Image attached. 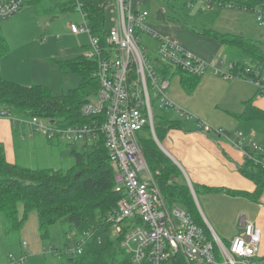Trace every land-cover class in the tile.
I'll return each mask as SVG.
<instances>
[{
	"label": "built area",
	"instance_id": "obj_1",
	"mask_svg": "<svg viewBox=\"0 0 264 264\" xmlns=\"http://www.w3.org/2000/svg\"><path fill=\"white\" fill-rule=\"evenodd\" d=\"M74 1L78 4L84 23L81 26L71 24V33L75 37L86 34L89 50H85L84 56L99 59V93L81 108L82 117L90 121L64 127L56 121L45 122L39 117H19L12 111H6L3 115L10 118L14 125H27L32 134L37 133L47 140L84 142L86 145L104 141L115 172L114 192L120 196L108 222L117 237H124L121 246L131 256L133 264H169V259L177 254L183 255L189 264H264V259L259 256L261 232L254 224H245L244 235L235 237L227 246L209 227L212 239H208L203 229L183 208H170L166 204L148 168L138 134L148 125L156 139L154 101L161 109L168 108L184 115L169 97L170 82L158 76L146 54L142 36L157 41L156 57L159 60L193 76L201 77L212 71L225 80L246 78L264 95V73L247 67L242 76L231 71L232 65L224 71V62L216 67V63H220L218 60L214 62L215 65L203 61L180 44L154 31L148 24L150 13L135 8L133 0L114 1L117 18L107 34L110 48L104 57L99 38L92 36L87 25L82 0ZM193 1L205 3L208 9L213 6L210 0H188V6H192ZM24 4V0H0V22L19 13ZM214 4L222 9L251 11L259 22L264 19V4L250 10ZM56 38L60 39V36ZM79 47L83 48L80 42ZM204 130L207 133L214 131L207 124ZM217 133L240 149L246 161L264 169L263 147L251 138L246 139L242 133L234 134V140L222 131ZM246 140L250 147H245ZM189 186L196 198L192 185ZM86 236L89 238L88 233ZM68 241L71 245L66 249V254H81L85 240L74 244L69 236ZM9 259L16 264L25 262L24 257L14 255H10Z\"/></svg>",
	"mask_w": 264,
	"mask_h": 264
},
{
	"label": "trees",
	"instance_id": "obj_2",
	"mask_svg": "<svg viewBox=\"0 0 264 264\" xmlns=\"http://www.w3.org/2000/svg\"><path fill=\"white\" fill-rule=\"evenodd\" d=\"M38 1L40 0H30L28 3L36 4ZM114 1L82 0L84 11L87 13V25L92 36L99 38L104 57L110 48L107 43L109 30L106 29V12L108 7L114 5ZM175 1L178 0H167L165 5L162 1L169 18L184 24L195 33L220 41L240 55L241 59L232 64L231 71L234 74L242 75L247 67L264 73V52L258 43L238 36L220 35L206 28L197 29L189 24L188 18L187 20L174 18L172 13H176L178 7ZM187 2L188 0H181L182 5L187 8H193L197 3L206 5L201 1H193L194 4L188 6ZM210 2L213 5L210 9L205 6L208 11L222 10L214 3L247 10L264 4V0H210ZM71 3L78 9L76 1L72 0ZM68 10H71V7L64 5L61 11ZM186 15L189 17V14ZM9 51L7 40L0 35V55L4 56ZM243 59H248L249 63H244ZM150 60L161 79L170 82L179 74L186 91L193 92L199 77L164 63L156 56ZM59 67L62 74H76L79 77L78 87L69 92L53 94L47 87L23 86L0 76V107L11 110L19 117H39L56 121L64 127L88 123L90 119L82 117L81 108L99 93L100 82L97 76L99 59H88L81 55L59 62ZM174 112L162 108L154 113L155 136L159 142L163 141L170 128L177 125L173 120ZM45 140L50 144L62 143L58 140L46 138ZM138 140L148 168L166 204L170 208L174 206L183 208L190 214L194 223L203 229L207 238L212 239L180 170L162 152L148 125L138 134ZM62 154L74 160V165L68 170L32 169L8 163L4 149L0 147V214L5 218L6 233H19L25 217L29 212L35 211L38 214L41 232L61 224L65 228L63 230L65 245L69 244V236H74L75 244L85 240L81 254H64L68 260L67 264H133L130 255L121 246L124 237L115 238L112 225L108 222L109 215L117 208L120 196L114 192L115 172L104 141L85 146L68 143ZM240 169L245 177L257 185L256 192L250 197L258 200L264 191V169L256 167L250 161H246ZM21 207L24 209L23 216ZM87 233L89 238L86 236ZM169 264L189 263L183 255L177 254L169 259Z\"/></svg>",
	"mask_w": 264,
	"mask_h": 264
},
{
	"label": "crops",
	"instance_id": "obj_3",
	"mask_svg": "<svg viewBox=\"0 0 264 264\" xmlns=\"http://www.w3.org/2000/svg\"><path fill=\"white\" fill-rule=\"evenodd\" d=\"M136 4L139 6L140 2ZM240 11H218L211 27L204 25L202 28L213 30L220 35L238 36L256 42L264 52V28L259 33L243 28L245 23ZM149 13L148 24L154 31L180 44L203 61L213 64L218 60L220 63H216V67H220L221 62H224L222 68L227 71L233 62L241 59L236 51L230 50L220 41L195 33L182 23L169 18L163 4ZM198 14H203L202 10L195 13ZM249 16L254 21L252 14ZM191 19L196 22L190 15L188 21ZM144 36L142 41L146 50L148 44L156 51L157 41L147 36L146 41H149L144 43ZM42 41L47 42L48 39ZM9 47L10 51L6 55H0L2 78L23 86H54L51 83L52 77L60 75L57 67L60 60L55 55H44V52L32 48L28 43L22 44L17 50L10 44ZM40 47L42 50L46 49L44 45ZM48 50L49 48L45 51ZM177 76L178 82L173 86L170 84L169 97L184 116L174 112L173 120L177 125L170 128L162 142L155 140L188 184L195 188L200 212L210 230L224 243H230L235 237L244 235L245 224H254L261 232L259 256L264 259V191L258 200L250 197L256 192L257 185L241 172L240 168L246 162L243 152L233 146L229 139L217 133L222 131L231 136V140H234V134L242 133L246 139L251 138L264 148V95L246 78L225 80L212 71L199 77L193 92L188 93L181 84V76L178 74L175 77ZM159 109L161 108L156 105L154 113ZM6 111L11 110L0 107V147L4 149L8 163L20 165L19 158L25 155L28 150L27 143L32 140L31 129L27 125H14L10 118L3 115ZM206 124L214 131L205 132ZM34 143L38 142L34 140ZM244 145L250 147L247 140ZM2 244L8 249L14 246L16 250L0 253V264H10L8 259H5L7 254L25 257V247L22 245L20 234L15 238L12 234H7L6 230H1L0 245ZM38 245L41 243L31 247L40 253L41 246ZM26 246L29 249L30 243ZM37 259L35 256L28 261L37 264Z\"/></svg>",
	"mask_w": 264,
	"mask_h": 264
},
{
	"label": "rangeland",
	"instance_id": "obj_4",
	"mask_svg": "<svg viewBox=\"0 0 264 264\" xmlns=\"http://www.w3.org/2000/svg\"><path fill=\"white\" fill-rule=\"evenodd\" d=\"M72 0H40L36 2V4H30V0H24L25 4L23 9L15 14L14 16L0 22V34L6 37L7 42H9L10 46L13 49L17 50L21 47L22 44L28 43L32 46V48L40 49V52H44V55L51 53L55 55V57L62 61H67L74 59L78 56L84 55L86 53L87 46L89 45V38L86 34H82L79 37H75L70 30L71 24H77L79 26L83 25L84 18L80 11L76 7H73ZM162 1L164 5L166 3L165 0H133L134 7H139L142 10H146L148 12H154L157 7L162 5ZM173 1V0H171ZM140 2L138 6L136 3ZM178 4L176 7V13H172L174 18L179 19H189L186 14L191 15L195 18L194 22L189 21V24L197 27V29H201L202 27H211L212 22L214 21V17L217 15L218 11L228 10H207L205 5L202 3H197L193 8H187L183 6L181 0L175 1ZM66 5L71 10L62 12V7ZM73 7V8H72ZM135 7V8H136ZM189 9V10H188ZM199 10H202L203 14L195 15V13H199ZM234 12H238L240 10H232ZM242 17L244 21L243 28L249 29L252 32L259 33V31L264 28V19L259 22L256 18V15L251 11L241 10ZM252 14L253 19L249 16ZM211 16V18H210ZM106 29L111 30L114 26L113 20L117 18V10L116 6L108 7L106 12ZM257 20V21H256ZM255 22V23H254ZM258 22V23H257ZM259 23H263V25H259ZM184 25V24H183ZM56 36H60V39H56ZM145 41L148 37L145 35ZM42 39H48L47 42H43ZM79 42L83 45V48L79 47ZM41 45L46 46L45 48H49L48 51L42 50ZM146 51V54L149 55L150 58H154L156 56L155 49L149 47ZM243 62L248 64V59H243ZM214 64V63H213ZM57 65V64H56ZM59 70V76L52 77L51 83L54 86H51V91L53 94H59L61 92H69V90L75 89L79 85V77L76 74H65L62 75L60 71V67L57 65ZM56 70V68H55ZM51 73V72H50ZM178 82V76L173 78L170 81L172 86ZM57 85V86H56ZM171 90V86L169 91ZM154 106H156L155 101L153 102ZM156 109V107H155ZM154 109V110H155ZM45 122L49 121L47 119H43ZM27 127V126H26ZM27 130V129H26ZM32 140H29L28 150L25 155H22L19 158V164L36 169V168H50L56 170H68L74 165V160L71 157H65L62 154L63 148L68 146V142H62L59 145L57 142L54 144L48 143L43 136L37 133H31ZM34 140L38 143H34ZM78 146H85L84 142H77ZM183 176V175H182ZM186 184L189 187L190 193L191 189L183 176ZM156 183V182H155ZM157 185V184H156ZM192 195V193H191ZM194 202L200 212L198 203L196 198L192 195ZM203 197H201V200ZM21 209V215H24L23 207ZM201 214V212H200ZM202 216V214H201ZM203 218V217H202ZM5 218L2 214H0V231L5 230ZM65 228L61 224H56L50 227L46 232H41L39 230V221L38 214L35 211H31L25 217V221L23 227L21 229V233L15 232L13 233V237H18L20 234L22 245L25 247L23 250V255L25 256L24 264H31L28 259L31 257L37 256V264H67V257L64 256L66 254V249L71 245L65 244L64 231ZM114 237L117 236L113 233ZM73 240V243L76 242L74 236H70ZM11 242V241H10ZM30 243L29 249H27V244ZM38 245L39 252H35V250L31 247L33 244ZM75 244V243H74ZM227 246L230 243L225 241ZM3 245V246H2ZM0 245V253H8L9 251H15L16 248L8 247L5 244ZM9 252V253H10ZM14 253V252H13ZM39 253V254H38ZM15 257L19 258V255L12 254ZM131 257V256H130ZM8 259L10 264L12 263L9 259L8 254L6 258Z\"/></svg>",
	"mask_w": 264,
	"mask_h": 264
}]
</instances>
